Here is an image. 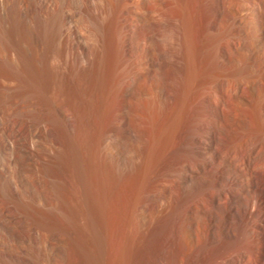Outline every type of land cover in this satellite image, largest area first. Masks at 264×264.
I'll use <instances>...</instances> for the list:
<instances>
[{"label":"bare ground","instance_id":"bare-ground-1","mask_svg":"<svg viewBox=\"0 0 264 264\" xmlns=\"http://www.w3.org/2000/svg\"><path fill=\"white\" fill-rule=\"evenodd\" d=\"M84 1L78 11L75 0H0V50L43 90L41 98L33 86L19 88L4 100L42 99L58 118L75 153L81 228L90 236L77 237V228L40 188L23 186L21 178L0 183L2 212L11 219L0 226L1 245L14 248L0 264H42L40 227L65 232L89 264H264V0L244 7V44L251 37L259 41L258 60L253 58L258 73L243 80L240 72L223 83L203 79L196 63L197 51L224 17L211 0L198 8L192 31L182 0H166L167 42L154 47L155 28L135 42L124 37L123 58L137 54L132 61L121 60L109 38L117 0ZM136 10L124 15L131 35L141 21ZM77 13L91 36L85 60L65 52L63 32ZM20 30L39 49L34 57L18 45ZM218 46L225 63L240 62L234 37ZM191 70L192 102L186 104ZM104 98H110L107 114ZM5 131L0 119L3 149ZM121 194L128 206L109 239L107 211ZM65 246L58 248L63 258Z\"/></svg>","mask_w":264,"mask_h":264},{"label":"rangeland","instance_id":"rangeland-1","mask_svg":"<svg viewBox=\"0 0 264 264\" xmlns=\"http://www.w3.org/2000/svg\"><path fill=\"white\" fill-rule=\"evenodd\" d=\"M7 1L8 0H3V4H6ZM205 1L207 0H182V3L185 4V15L187 17V20L189 19L188 22L189 25H191V31L192 23L193 27L197 25L196 15L198 14L199 9L201 8V4L203 6V3ZM211 1L218 8V10H220L224 14V17L221 22V28L215 31L212 30L211 35L209 34L208 38L201 45V49L198 50L196 53L197 69L199 68L198 72L200 71L199 73L201 74V77L203 79L209 78L217 81L218 83H223L227 77H235L239 75L240 72L243 76L241 79L247 80L245 79L247 74L251 75L248 80L253 79V73H258V70H256L257 68L253 64V58H257L258 60L259 54H257V46L259 45V41H256V38L253 39L251 37V39H248V44H244L246 22H248V16L244 14V7L250 0ZM91 2L96 3V0H91ZM179 2V6H181L182 3L181 1ZM74 4L73 6L75 7L73 9H76L78 11V7L81 9L86 7V3L84 0H75ZM130 6L134 8V10L137 9L135 13H137L141 19L139 24L140 27L138 26V28H136V35L129 34V28L124 25V15L128 13L129 8H131ZM165 7H168L166 0L116 1L114 11L109 17V38L112 41L111 43L113 49L119 47L120 50H114L116 52H118L119 50L118 56L119 58H121V60L126 58L131 60L132 57L133 59L134 57L136 58L137 54L135 53L134 55L132 53H128L127 55H130H126L127 57L123 58L125 53L123 50L124 47H122V43H124L125 45L126 40L132 38L133 42H135L136 38H138L139 36L141 37V35L143 34H146V32L144 31H146L147 29L149 31L154 30V28L157 29L156 31H154L156 33V36L151 39L152 43L155 42V44H153L155 48H160V45L162 46L167 42L164 36L169 20L167 15H164L165 10L163 9ZM79 17L81 18V15L77 13L69 22H67V27H65V30L63 32L65 34L64 38L66 43L65 52H67V55H70L68 53L73 54L72 51H74L81 60H85V49L91 42V36L90 33H88L90 31H88L87 27H85L86 29L84 27H81V20H85V18H81V20H79ZM261 27L262 32L264 34V22L262 23ZM79 28H81L85 32V35L80 36ZM127 28L128 30H126ZM26 31L20 30L21 34L19 37L20 40L18 41V45L21 47L22 50L26 51L27 54H29L30 56L32 55L34 57L35 54L39 53V49L33 47L30 40V34L28 31L26 33ZM157 32L159 35H157ZM138 34L141 35L138 36ZM130 36L133 37L130 38ZM231 36L234 37L238 43V55L240 58V62L229 65L224 62L222 54L220 52L221 47L218 45L221 41H224L225 38ZM124 37L126 40L124 39ZM164 40H166V42ZM251 46L254 48V53H252L251 50L248 49V47ZM121 47L123 48L122 51ZM1 50L0 119L3 125H5V133L6 140L8 142V147L6 149L0 147V183L7 184V182L15 181L17 179L20 180L21 178L23 186L28 187L30 189L40 188L46 195L47 199L50 200L49 202L59 208V213L61 212V216L63 215L62 219L66 221L67 224L77 228L76 230L79 234V236L77 235V237H82L84 239L86 238V240H88L87 238L90 236H87V233H85V231H83V229L81 228V223H83L84 219L83 216L80 214L81 203L79 202L81 201H79V194L77 193V189L74 185L73 167L75 163V153L69 145L68 136L66 137L67 134L61 128L60 122L59 120H57L58 118L50 110L47 109L46 103L43 102L42 99L37 100L35 98L31 99V97H28L23 99L24 101L16 99L17 101L14 100L9 103L4 100L9 92L19 90V88L25 89L26 87L31 88L33 86L32 88L36 90L35 92H37V94L39 95L41 94V98L43 95V90L41 91V85L38 82L34 81L29 76L30 74L26 77L27 74H24V70L22 69V67H20L15 61H13V59L15 60L14 56L10 57L6 54L5 50H3L2 48ZM110 54L112 56V53ZM107 67V71H109L110 64H108ZM13 72L15 75L13 74ZM28 78L31 79L29 80ZM248 83H245L246 90H248L249 88ZM28 84H30L31 86H28ZM184 87L186 88V90H183L185 91V93H187L185 94V100L187 101L186 104H188L189 102H192V70L187 74ZM103 100V107L105 106L103 110H105L107 114L110 110L109 108L111 105L110 98H104ZM8 159H11L10 164L7 163ZM128 201L129 199L126 198L125 195L121 194L119 199L117 201L115 200L116 204L113 201L114 205L112 202H110L109 204L111 205L112 203L111 207L108 205V208H110L107 212L109 214L111 213L110 215L108 214V219L112 222L109 223L108 220L109 227H111L109 228V230L111 229L109 231V239H111V231L114 230L117 223L119 221L122 222L124 220V211L128 206ZM4 203V200H0L1 227H3L5 223H9V220H11L6 217V215L2 212ZM64 217L67 220H65ZM13 229L14 228L12 227V231L14 232ZM59 231L60 230L54 229L48 230V228L44 227L39 228L37 232V239L39 241H37L39 242L41 247L45 249V255L42 264H89L87 263L88 258L86 253L84 254V252H82L83 250H79V253L78 249L81 248L75 246V242L65 232ZM3 236V233L0 231V260L4 262L8 260L9 255L7 254V252L14 250V248H8V251H6V246L1 245L4 239ZM110 242H112V240H110ZM109 244L112 245V243ZM61 245H66V255L68 256H65L66 258H63V256H61V253L58 250V248H61ZM110 245L108 247L109 249L111 248ZM109 251L111 252V250ZM109 263L112 264L111 259L108 261V264Z\"/></svg>","mask_w":264,"mask_h":264}]
</instances>
